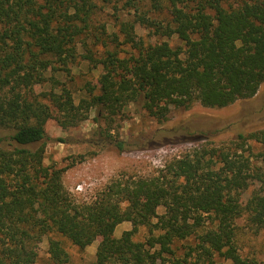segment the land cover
Listing matches in <instances>:
<instances>
[{
    "label": "trees",
    "instance_id": "obj_1",
    "mask_svg": "<svg viewBox=\"0 0 264 264\" xmlns=\"http://www.w3.org/2000/svg\"><path fill=\"white\" fill-rule=\"evenodd\" d=\"M104 1H124L133 12L111 35L106 26L92 33L94 0H0V264H38V245L52 234L80 249L100 238L92 264H215L216 256L260 264L241 255L237 221L245 217L250 229L264 230V151L254 154L248 143L264 145V130L238 131L232 144L195 149L159 175L112 182L90 202L77 201L64 186L66 169L44 159L52 118L69 128L92 108L116 114L140 104L162 121L173 108H223L254 98L264 83V0H150L158 17L143 10L145 0ZM137 24L181 44L146 45ZM89 35L96 46L129 44L137 53L96 57L81 41L84 59L102 66L99 93L79 104L66 87L41 93L48 104L31 98L33 87L50 79L46 70H56L51 58L74 63L80 39ZM180 128L197 140L212 130L209 123ZM124 145L116 141L120 150ZM126 221L132 229L116 237ZM141 227L149 236L135 241ZM192 237L197 243L177 257L176 244ZM48 245L43 264H69L59 239L49 237Z\"/></svg>",
    "mask_w": 264,
    "mask_h": 264
},
{
    "label": "rangeland",
    "instance_id": "obj_2",
    "mask_svg": "<svg viewBox=\"0 0 264 264\" xmlns=\"http://www.w3.org/2000/svg\"><path fill=\"white\" fill-rule=\"evenodd\" d=\"M95 13L92 18V33L106 26L111 35L118 32L122 20L132 19L133 12L125 9L124 1L119 3L94 0ZM158 17L151 8L150 0H145V11ZM165 17L164 14L160 16ZM136 33L143 38L146 45L167 40L172 46L181 44L176 38L155 36L144 27L137 24ZM122 41L123 38L121 37ZM81 41L89 43V48L96 57H103L107 50L119 51L121 58L136 54L137 50L129 44H109L107 47L93 44L94 35L82 36L78 44L77 60L67 67L51 58L53 69L48 68L46 77L50 78L41 85H35L29 96L38 97L42 102L49 103L40 96L51 90L59 92L66 87L70 90L75 104L82 99H90L92 94L99 93V79L103 73L102 66L94 67L84 59L86 49ZM53 108V107H52ZM84 111L83 113H85ZM88 119L76 126L63 128L56 119H49L45 130L49 137L47 141L44 165L65 168L63 183L65 188L79 202L93 201L99 192L115 181L132 182L140 178H150L166 170L175 158H181L195 149L202 147H224L232 144L238 131L247 134L264 130V83L258 94L247 101H237L223 108H208L195 103L189 109H172L165 120L151 117L140 104H131L116 114L103 108L95 107L86 112ZM55 114V111H54ZM187 121V122H186ZM209 123L211 131L202 132L200 140L187 138L185 132L178 127L182 124L192 125ZM183 134H179V133ZM205 137V138H204ZM122 140L123 150L116 146V141ZM254 154L264 151V145L253 141L248 142ZM248 152H246L247 154ZM255 184L244 194L247 200ZM158 214L165 213L163 206L158 208ZM237 240L240 253L244 258L264 264V230L249 228L245 217L237 221ZM130 222L117 226L115 236L120 237L126 230H131ZM149 236L147 227H141L135 234V241H145ZM54 237L62 242L70 255L69 264H92L96 258V250L100 238L85 249L73 245L70 240L58 235L44 236L38 245V264L49 260L48 240ZM197 239L192 237L176 244L177 257H184L188 246H194ZM194 261V260H193ZM215 264H232V261L215 257Z\"/></svg>",
    "mask_w": 264,
    "mask_h": 264
}]
</instances>
